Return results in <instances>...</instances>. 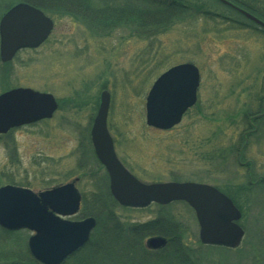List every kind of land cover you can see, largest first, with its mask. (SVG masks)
Returning a JSON list of instances; mask_svg holds the SVG:
<instances>
[{"label": "rangeland", "instance_id": "374dc122", "mask_svg": "<svg viewBox=\"0 0 264 264\" xmlns=\"http://www.w3.org/2000/svg\"><path fill=\"white\" fill-rule=\"evenodd\" d=\"M191 1L224 21L184 19L166 33L146 39L131 27L107 31L85 25L74 20L72 12L57 8H70L74 2L40 0L48 7L44 14L54 29L39 48L20 51L6 65L0 63V94L29 88L53 95L58 108L51 120L0 136V187L39 193L77 180L76 188L86 199L92 198L95 187L107 185L109 191V177L90 141L100 94L107 91L108 131L126 169L146 184H207L229 195L242 210L238 224L244 237L237 250L202 246L195 214L184 203L145 209L113 205L105 210L124 226L158 217L173 221L203 264H264V185L248 191L247 182L249 164L253 182L264 178V118L255 122L257 132L242 150L241 163L248 162L247 166L237 165L246 120L258 112L264 96V34L213 0ZM17 4L29 3L0 0V20ZM91 4L93 9L102 7L99 0ZM179 64H193L199 70L196 105L175 128L155 131L145 123L147 93L160 74ZM83 204L70 220L97 222L99 205L92 207L86 200ZM95 230L90 240L98 238ZM30 235L0 232V253L25 254Z\"/></svg>", "mask_w": 264, "mask_h": 264}, {"label": "water", "instance_id": "95a60500", "mask_svg": "<svg viewBox=\"0 0 264 264\" xmlns=\"http://www.w3.org/2000/svg\"><path fill=\"white\" fill-rule=\"evenodd\" d=\"M264 30V24L225 0H216ZM53 22L41 11L18 4L0 20V61L10 62L21 49H36L50 35ZM199 73L192 64L175 66L163 73L146 99V124L168 130L179 124L183 114L196 101ZM109 94L103 92L91 130V142L98 161L109 176L113 199L123 207L145 208L152 203L165 206L184 202L195 213L199 241L205 246L237 248L244 236L237 225L239 211L231 200L216 189L195 183L143 184L117 159L106 120ZM57 104L50 94L30 89H14L0 95V134L10 129L50 119ZM80 194L74 182L38 194L14 186L0 188V228L27 230L35 235L28 240L31 256L42 264H62L81 248L95 227L94 219L69 222L59 217L73 216L79 209ZM162 238L147 241L149 249L165 245Z\"/></svg>", "mask_w": 264, "mask_h": 264}, {"label": "trees", "instance_id": "16d2710c", "mask_svg": "<svg viewBox=\"0 0 264 264\" xmlns=\"http://www.w3.org/2000/svg\"><path fill=\"white\" fill-rule=\"evenodd\" d=\"M53 1L64 4L65 1L74 2L68 5L70 8L66 6L57 8L61 9L60 11L72 12L69 15L74 16V20L79 18L85 25L107 31L131 27L136 30L135 34L146 39L166 33L177 22L184 19L200 17L209 21L223 20L205 10L198 1L191 0H99L102 7L96 9H93V4H91L94 0ZM228 1L264 22V2L262 0ZM24 2L43 11L48 9L46 5L39 3L40 0H24ZM230 23H233L235 27L236 25L242 27L239 23ZM260 33L264 34V31ZM241 156L239 154V160ZM95 189L96 192L92 194V198L82 197V202L85 205V200L87 203L91 201L88 205L92 207L99 205L98 211L101 216L97 219V231L95 230L98 238L91 239L64 264H203L199 253L183 241L178 224L158 217L144 224L124 226L119 223L111 211L105 210L107 207L112 210L113 205H116L107 190V185L100 188L95 187ZM238 208L242 213L240 207ZM0 232L6 236H18L19 234V232L10 233L2 230ZM154 236L165 238L167 243L160 250L150 251L146 249L144 240ZM0 264L39 263L31 258L26 247L25 254L7 253L3 255L1 252Z\"/></svg>", "mask_w": 264, "mask_h": 264}, {"label": "bare ground", "instance_id": "6f19581e", "mask_svg": "<svg viewBox=\"0 0 264 264\" xmlns=\"http://www.w3.org/2000/svg\"><path fill=\"white\" fill-rule=\"evenodd\" d=\"M81 249V248H80ZM79 249V250H80ZM79 250H76L74 253H72L69 257H71L72 255H74L77 251H79ZM69 257L67 258V259H69ZM67 259L62 263V264H64L66 261H67Z\"/></svg>", "mask_w": 264, "mask_h": 264}]
</instances>
